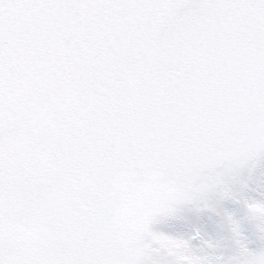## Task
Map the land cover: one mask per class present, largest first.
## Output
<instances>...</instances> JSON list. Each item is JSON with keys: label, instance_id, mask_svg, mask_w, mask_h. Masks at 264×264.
<instances>
[{"label": "snow or ice", "instance_id": "snow-or-ice-1", "mask_svg": "<svg viewBox=\"0 0 264 264\" xmlns=\"http://www.w3.org/2000/svg\"><path fill=\"white\" fill-rule=\"evenodd\" d=\"M262 162L264 0H0V264H264Z\"/></svg>", "mask_w": 264, "mask_h": 264}, {"label": "rangeland", "instance_id": "rangeland-1", "mask_svg": "<svg viewBox=\"0 0 264 264\" xmlns=\"http://www.w3.org/2000/svg\"><path fill=\"white\" fill-rule=\"evenodd\" d=\"M239 181H247L250 190L247 195L249 198L259 199V189H264V162L259 164L251 174L247 170L238 177ZM222 207L235 214L236 219L242 221L243 234L247 237V243L250 250L256 251L264 246L255 234L251 223L245 219V210L231 201H225ZM185 219L182 221H167L153 226V230L162 232L165 235L189 240L194 250L201 247V239H192L197 232L204 241H213L220 245L216 255L228 257L233 254L230 247V233L222 229L219 224V217L212 216L209 213L197 214L194 212H185ZM198 254H201L198 252Z\"/></svg>", "mask_w": 264, "mask_h": 264}]
</instances>
